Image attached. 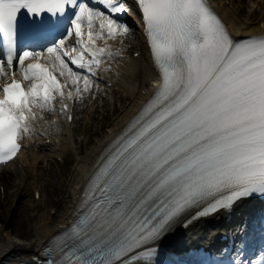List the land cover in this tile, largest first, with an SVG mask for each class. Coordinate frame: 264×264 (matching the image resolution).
Masks as SVG:
<instances>
[{"label":"snow or ice","instance_id":"1","mask_svg":"<svg viewBox=\"0 0 264 264\" xmlns=\"http://www.w3.org/2000/svg\"><path fill=\"white\" fill-rule=\"evenodd\" d=\"M95 3L102 8L86 0H0V36L8 42L0 76L11 80L0 86V164L20 151L35 107L54 110L59 96L67 113L64 100L82 98L95 70L118 55L107 40L127 34L115 15L130 9L125 0ZM137 6L159 83L89 177L81 209L45 248L44 264H134L153 252L138 249L182 219L187 227L242 198L264 196V36L234 41L207 0H137ZM21 9L53 17L71 9L72 17L58 40L17 55ZM73 37L75 45L65 48ZM14 61L31 81L27 89L9 73ZM69 85L75 91L66 92Z\"/></svg>","mask_w":264,"mask_h":264},{"label":"bare ground","instance_id":"2","mask_svg":"<svg viewBox=\"0 0 264 264\" xmlns=\"http://www.w3.org/2000/svg\"><path fill=\"white\" fill-rule=\"evenodd\" d=\"M213 7L219 11L223 20L227 24L229 30L234 36H246L248 34L264 33V17H260L258 21L250 16L261 8L264 10V0H210ZM250 1L247 8L244 7V2ZM236 2V5H235ZM136 33V34H135ZM137 35V36H136ZM134 38V41L128 42L129 38ZM136 42V43H135ZM129 43V44H128ZM110 48L115 49L117 46H123L121 51L125 55L128 54L129 46H132L136 51H140L136 58L128 55L126 58H113L106 66L107 73L105 74L104 83H111V86L103 85L102 93L106 90L117 89L124 96L122 104L119 106V113L112 118L109 126L94 141L89 145L83 154L78 153L79 157L75 159L73 167H71L70 178L67 186L62 190V194H58L52 201H45L43 186L50 184L54 178L49 176L47 166L38 174L41 169V164L51 159L59 157L73 150V136L71 124L65 123L62 119L56 125L50 124V116L46 120V114H38L35 120H32L31 133L26 134L25 147L17 159H13L4 168L0 169V186L3 189L2 198H0V208L6 205L4 201L9 194H12L13 199H26V194L23 193L21 185L27 189L32 185L30 205L34 209L28 214L29 220V238L21 237L19 233H12V222L7 218L10 212H0V264H3L12 254L31 251L41 256V246L55 232L58 224L67 223L70 219V214L73 206L77 201L81 187L92 171V166L100 153V149L116 134L122 126L130 119V117L138 110L141 103L146 99L151 90L154 71L149 63L143 39L137 30H129L126 34V40L121 44V38L115 41H110ZM45 63L49 61L42 60ZM13 69L9 70L11 73ZM9 76H0V82L7 81ZM72 88V87H71ZM75 91V89H71ZM100 95V96H101ZM58 100L61 98L57 96ZM102 97L101 100H103ZM75 111H78L79 106L75 101H69ZM106 103H103L105 106ZM78 113V112H77ZM75 113V114H77ZM45 177L46 182H39ZM44 181V178H43ZM10 183V186L8 185ZM53 183V182H52ZM63 181H61V186ZM57 189L58 187H54ZM38 192V199H32L34 193ZM23 196V197H22ZM53 203V204H51ZM27 204V202H26ZM57 208L53 214V207ZM27 206V205H26ZM38 207L44 208L41 211ZM27 210V208H26ZM253 206L250 205L245 209L247 219L251 217ZM3 213V214H2ZM244 214V213H243ZM213 218H216L214 216ZM229 224V229L238 231L243 228L244 221H241L240 226L234 225L235 218H232ZM223 226L217 218L210 221L209 219L198 221L192 224L187 230L180 233L177 227L171 228L164 235V243L167 245L171 240L176 242V249L181 248L185 244H193L198 240H208L211 232H218V227Z\"/></svg>","mask_w":264,"mask_h":264},{"label":"rangeland","instance_id":"3","mask_svg":"<svg viewBox=\"0 0 264 264\" xmlns=\"http://www.w3.org/2000/svg\"><path fill=\"white\" fill-rule=\"evenodd\" d=\"M219 1V0H218ZM227 3L229 4V0H227ZM250 1L244 2V7L247 8L248 5H250ZM236 5V2H235ZM254 20L258 21L260 17H264V10L259 8L257 11L253 13L252 16H250ZM133 50V48L131 49ZM133 52V51H131ZM116 95L119 96V93L116 92ZM121 101L123 100V97H120ZM102 101H105L103 99ZM93 108L90 109V111H84V113L80 112L73 123L72 128V136H73V150L65 155L61 156L62 163H57L55 159H51L50 161H45V163L41 164V169L39 170V173H41L45 166H48L45 169H48L49 171L45 172V174L49 173L50 178L53 177L54 181L50 182V184H47L43 186V193L45 195V201H52L55 196L58 194H62V190L65 188L64 185L61 186V181L63 183L68 181L70 177V169L73 167L75 163V159L79 157L77 151L80 154H83L85 150L91 145V143L94 141L95 137L100 136L105 129L109 126L112 118H114L116 115H118L119 110L114 109L113 112L110 111L109 105H106V108L103 109L98 104L101 102H98L96 100H93ZM113 114V115H111ZM44 178L40 177L41 179L39 182L42 184V182H46L44 175H42ZM10 186V183H8ZM64 186V188H63ZM54 187H58L55 189ZM21 188L23 189V193L26 194V199L21 198L19 196V199H13L12 194H9L7 198H5L6 205L4 207L0 208V212L5 213L6 209L10 212V215L7 216L6 219L9 220V222H12L11 226V232L12 233H19L21 234V237L23 238H29L30 232H29V220H28V214H34V212H29L31 209H34L30 205V189H26L23 184L21 185ZM23 197V196H22ZM1 198V194H0ZM27 202V204H26ZM53 204V203H51ZM27 205V206H26ZM27 208V210H26ZM57 208V205H55V209ZM39 210L43 211L44 208H39ZM2 213V214H3Z\"/></svg>","mask_w":264,"mask_h":264}]
</instances>
